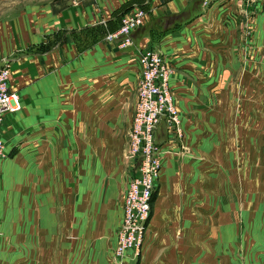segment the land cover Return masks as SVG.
<instances>
[{
  "label": "crops",
  "instance_id": "crops-1",
  "mask_svg": "<svg viewBox=\"0 0 264 264\" xmlns=\"http://www.w3.org/2000/svg\"><path fill=\"white\" fill-rule=\"evenodd\" d=\"M53 1L0 0V58L15 54L9 86L21 104L3 114L8 156L0 178L14 173L31 184L30 199L49 198L48 244L15 232L7 244L31 250H14L9 262L115 264L124 196L136 174L127 150L139 57L155 48L174 69L185 138L182 147L167 145L164 124L158 129L170 152L137 264H264L263 114L225 91L238 82L231 71L242 67L230 58L240 36L236 1L71 0L57 10ZM138 7L147 15L133 45L107 41ZM132 258L128 252L125 260Z\"/></svg>",
  "mask_w": 264,
  "mask_h": 264
},
{
  "label": "built area",
  "instance_id": "built-area-1",
  "mask_svg": "<svg viewBox=\"0 0 264 264\" xmlns=\"http://www.w3.org/2000/svg\"><path fill=\"white\" fill-rule=\"evenodd\" d=\"M203 5L213 0H201ZM147 11L138 7L123 14L120 26L106 33L107 41H116L120 48L132 46L133 33L143 26ZM141 75L132 127L129 132L127 158L135 164L136 174L130 180L124 196V215L118 233L115 258L123 262L132 252L141 256V247L153 209V197L160 178L164 155L170 150L158 140V129L162 124L166 130V144L183 146L185 129L180 109L172 89L174 69L164 54L155 48L142 50L140 57ZM0 65V159L8 156L1 124L5 112L21 108L20 97L9 86L10 61L2 59ZM237 264H247L240 260Z\"/></svg>",
  "mask_w": 264,
  "mask_h": 264
},
{
  "label": "rangeland",
  "instance_id": "rangeland-1",
  "mask_svg": "<svg viewBox=\"0 0 264 264\" xmlns=\"http://www.w3.org/2000/svg\"><path fill=\"white\" fill-rule=\"evenodd\" d=\"M29 1L22 0L23 5L29 4ZM235 1L237 6L235 15L238 16L235 23L237 24V33L239 32L240 36L232 40V45L235 44L238 49H235L237 54L230 56V58L232 64L239 60L242 67L239 72L237 70L231 71L230 79L238 80V82L234 81L228 85L229 87L227 86L225 91L232 96L239 95L240 100L246 102L248 110L254 111L256 106V110L262 111L264 122V0ZM14 57L15 54L2 56L0 65L3 64V58L8 59L11 63ZM30 186L31 184L28 182L22 184L19 180H15L14 173L9 174V179L0 178V264H14L9 262L12 261L14 250H19L23 254H27L31 250L29 247L16 248L7 244L15 232L19 234V237L24 238V234H26L27 236L31 235V238L43 239L47 244L49 242V198L41 200L32 197L33 199H30V196L27 195L33 193H31ZM23 188L27 191L22 192ZM21 193L27 197H20V195L18 196L19 199L15 197L16 194ZM28 202L31 205L27 204ZM34 203L37 205V210H41L42 213L36 214L32 209ZM19 225L21 231L12 232L15 226ZM28 226L36 227L37 233L27 230ZM45 250L49 253L48 245L43 246V251ZM42 254L47 255L46 253ZM139 258L134 257L132 260L118 262L115 258V249L112 250V261L115 264H129L130 261L137 264ZM43 260L45 261L46 258Z\"/></svg>",
  "mask_w": 264,
  "mask_h": 264
},
{
  "label": "trees",
  "instance_id": "trees-1",
  "mask_svg": "<svg viewBox=\"0 0 264 264\" xmlns=\"http://www.w3.org/2000/svg\"><path fill=\"white\" fill-rule=\"evenodd\" d=\"M69 1H71V0H54L52 2L53 10L58 9V8H56V5H58L59 8L65 7Z\"/></svg>",
  "mask_w": 264,
  "mask_h": 264
}]
</instances>
